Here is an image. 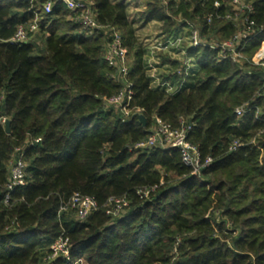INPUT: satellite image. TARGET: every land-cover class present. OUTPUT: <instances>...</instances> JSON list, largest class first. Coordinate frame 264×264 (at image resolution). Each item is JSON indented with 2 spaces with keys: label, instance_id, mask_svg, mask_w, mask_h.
Here are the masks:
<instances>
[{
  "label": "trees",
  "instance_id": "trees-1",
  "mask_svg": "<svg viewBox=\"0 0 264 264\" xmlns=\"http://www.w3.org/2000/svg\"><path fill=\"white\" fill-rule=\"evenodd\" d=\"M32 1L33 8L46 2ZM93 1L97 22L121 33L132 106L141 109L145 125L104 105L120 88L103 59L104 31L84 35L74 13L54 3L30 42L11 44L16 26L32 17L30 4L0 0V116L9 122L8 132L0 122V264H264L263 69L222 59L207 46L188 47L196 67L183 87L153 88L126 5ZM143 2V24L159 22L166 34L184 20L208 41L236 30L235 21L221 18L231 12L230 0ZM247 2L258 31L243 49L250 59L264 40V0ZM169 64L167 78L175 82L181 65ZM154 116L171 128L180 118L190 125L187 139L202 159L212 158L200 176L177 148H133L146 139ZM234 140L242 145L230 150ZM18 148L24 149L25 184L5 203ZM144 187L154 190L140 199L136 191ZM75 193L97 202L83 221L64 209ZM121 196L129 206L112 218L106 202ZM61 236L68 238L69 260L51 257Z\"/></svg>",
  "mask_w": 264,
  "mask_h": 264
},
{
  "label": "built area",
  "instance_id": "built-area-1",
  "mask_svg": "<svg viewBox=\"0 0 264 264\" xmlns=\"http://www.w3.org/2000/svg\"><path fill=\"white\" fill-rule=\"evenodd\" d=\"M30 4L28 9L31 12L32 17L26 23H22L16 26L15 32L7 40L11 44H24L30 42L35 33L39 29V21L41 15L51 12L54 3H60L71 13H74V21L77 22L81 28L82 33L86 36H93L97 32L104 31L105 44L103 51V59L109 67L114 70L112 78L114 81L120 84L118 93L104 99L105 107H112L116 112L123 115V118H129L133 113H140V108H134L132 106V100L134 91L132 89V83L128 78V59L126 49L123 46L122 36L120 31L112 25H102L96 20V9L94 7L93 0H46V2L37 8H33L32 0H23ZM167 3V0H161ZM215 7L220 4L218 1L214 3ZM231 12L224 14L221 18L225 20H231L236 22V30L231 37L226 40L208 41L200 34V30L195 23L189 20H184L183 25L187 29V36H181L179 34L169 33L162 34L161 39L157 41L156 48L158 51L170 52L171 50L179 51L184 56V60L180 59V68L176 70L177 76H182V79L178 82H172L165 80L160 83V87L167 92L172 93L178 91L183 87V81L190 71L192 66V59L187 48H200L207 46L210 49L218 50L219 57L230 58L234 63L242 64L244 61L251 62L253 65L261 67L264 71V40L261 41V46L254 54L247 59L243 57V49L246 42L254 37L258 31L253 29L254 23L250 20L249 15L253 11L252 5L247 0H230ZM212 16L207 17V22L212 21ZM219 17V16H218ZM220 18V17H219ZM179 29V28H177ZM185 39L187 42L186 48L181 47V40ZM194 60V59H193ZM195 62V61H193ZM264 97V81L261 88V93ZM244 105L235 109L236 114L240 115L244 111ZM132 114V115H133ZM154 122L149 129L146 139L136 143L134 149H150L153 147H160L162 149L177 148L181 155V160L191 169L193 174L200 176L201 173L207 169L212 161L210 156L202 159L198 145L190 142L187 139V132L190 129V125L180 118L179 125L176 128H171L159 117H153ZM0 122L5 125L7 118L0 116ZM40 139L30 141L38 142ZM253 141H251L252 143ZM242 143L238 140L232 141L229 149L234 150L240 147ZM24 149L18 148L12 155L9 163V177L5 185L7 193L4 196V202L9 200L10 192L16 187L25 184V168L26 161L24 160ZM154 188H139L136 194L140 199H146L153 192ZM129 200L126 196L110 197L106 202V213L112 218L119 216L128 206ZM70 208L74 211L75 216L80 221L85 220L92 211L97 208V202L85 195L79 193L73 194L69 201V205L64 208ZM52 255L55 257L62 255L69 260V244L67 237H59L52 245ZM73 264H82L81 259L76 260Z\"/></svg>",
  "mask_w": 264,
  "mask_h": 264
},
{
  "label": "rangeland",
  "instance_id": "rangeland-1",
  "mask_svg": "<svg viewBox=\"0 0 264 264\" xmlns=\"http://www.w3.org/2000/svg\"><path fill=\"white\" fill-rule=\"evenodd\" d=\"M112 1L117 3L124 2L121 0H112ZM125 2L127 7L128 18L132 22V25L135 29L136 32L135 34L138 42L144 49L143 59H144V63L146 64V68H150V65H153L154 63L157 64L162 62V64H164V63H169V61H174L173 59H177V58H179L181 61L185 59L183 54H181L179 51L171 50L170 52H163L157 50L155 46L157 44V41L161 39L160 33L163 32L161 29L162 24L157 23L156 21H150L146 24H143L142 20L140 19V14L145 9V4L143 0H125ZM178 27L180 29V35L186 37L188 31L184 27L183 23L181 24V22H179ZM37 41L38 39H36L35 43L38 44ZM186 46H187L186 40L185 39L181 40V47L186 48ZM260 46L261 44L259 45L257 50L260 48ZM242 56L246 58L244 53L242 54ZM193 61L194 60L192 59V66H190V71L194 67H196L195 62ZM168 70L169 73H167ZM170 72L171 70L169 68H166V71H164V68L160 67V69H158L156 73H163V76H165L166 78L169 76ZM81 263L83 264L82 259H81Z\"/></svg>",
  "mask_w": 264,
  "mask_h": 264
},
{
  "label": "crops",
  "instance_id": "crops-1",
  "mask_svg": "<svg viewBox=\"0 0 264 264\" xmlns=\"http://www.w3.org/2000/svg\"><path fill=\"white\" fill-rule=\"evenodd\" d=\"M121 1H124V2H122L123 4H125L126 5V2H125V0H121ZM121 3V2H120ZM127 8V7H126ZM129 19V18H128ZM130 21V20H129ZM131 22V21H130ZM132 23V22H131ZM157 23H159V22H157ZM179 32H180V29H175L174 31H172V33H174V34H179ZM162 34H165V32H161L160 33V35H162ZM174 61H177V63H178V65L180 64V60H179V58H177V59H174ZM153 67V68H152ZM160 67L161 68H164V71H166V68H169L170 70H171V72H172V67H171V64H169V63H164V64H162V62L161 63H157V64H153V65H150V68H146V73H147V76L149 77V79H150V85H151V87H153V88H156V87H160V83L159 82H162V81H165V80H169V81H172L170 78H165V76H163V73H156L157 72V70L158 69H160ZM152 68V69H151ZM152 73V74H151ZM167 73H169V70L167 71ZM150 75H152V76H150ZM173 79H175L174 77H173ZM181 79H179V76H177V80L175 81V82H178V81H180ZM184 82H185V79H184V81H183V84H184ZM161 88V87H160Z\"/></svg>",
  "mask_w": 264,
  "mask_h": 264
},
{
  "label": "water",
  "instance_id": "water-1",
  "mask_svg": "<svg viewBox=\"0 0 264 264\" xmlns=\"http://www.w3.org/2000/svg\"><path fill=\"white\" fill-rule=\"evenodd\" d=\"M137 118L138 121L144 126L145 125V122H146V119H145V116L142 114V113H134L131 117V119H134V118ZM5 130L6 132L9 131V122L7 121L5 123Z\"/></svg>",
  "mask_w": 264,
  "mask_h": 264
}]
</instances>
